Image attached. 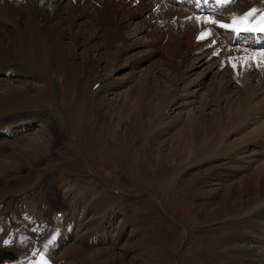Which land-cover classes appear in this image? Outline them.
<instances>
[{"label": "rangeland", "instance_id": "obj_1", "mask_svg": "<svg viewBox=\"0 0 264 264\" xmlns=\"http://www.w3.org/2000/svg\"><path fill=\"white\" fill-rule=\"evenodd\" d=\"M186 2L0 0V251L66 209L50 264H264V45L228 21L264 0Z\"/></svg>", "mask_w": 264, "mask_h": 264}, {"label": "crops", "instance_id": "obj_2", "mask_svg": "<svg viewBox=\"0 0 264 264\" xmlns=\"http://www.w3.org/2000/svg\"><path fill=\"white\" fill-rule=\"evenodd\" d=\"M66 174L69 176L68 182L66 183L67 185L70 186V190H69L70 192L68 193H72L73 195L79 194L87 199L89 196V191H93V190L100 188L99 186L93 185V182L91 185H89V178L83 179L82 177H79V176H74V178H72L71 177L72 174H69V173H66ZM67 236L68 234L62 235V237L59 239V243L61 245V253L63 252V255H65L64 252L70 247L69 245L72 244V243H69L71 240H70V237H67ZM41 240L42 238L36 239L30 244V247L26 248L25 250H22L21 253L32 252L35 249H39L41 247ZM64 245L66 246L64 247ZM51 246L52 245H49L48 248H51ZM47 252L50 253L49 250Z\"/></svg>", "mask_w": 264, "mask_h": 264}, {"label": "bare ground", "instance_id": "obj_3", "mask_svg": "<svg viewBox=\"0 0 264 264\" xmlns=\"http://www.w3.org/2000/svg\"><path fill=\"white\" fill-rule=\"evenodd\" d=\"M180 0H173V4H175L176 2H179ZM188 3H189V0H186ZM232 1H234V0H231L230 2H226L225 0H223L222 2H220L219 3V6H215L214 4H208V5H204V4H202L199 8H197L199 5H197V4H193L192 3V5L190 6L191 8H196V9H199V10H207V9H217V11L219 10V9H222V8H224L225 6H227L229 3H231ZM186 2V3H187ZM213 2H217V1H213ZM167 3V2H166ZM218 3V2H217ZM172 4V3H171ZM190 5V4H189ZM185 8V7H184ZM187 8V7H186ZM57 9V8H56ZM55 9V10H56ZM252 9V7L251 8H249V9H245L246 11H247V13L250 11ZM54 10V11H55ZM260 10V9H259ZM215 13V12H214ZM53 14H55V13H52V15ZM257 13H254L253 14V16L252 17H249L248 18V23L247 22H244V23H242L241 22V25L240 26H237V25H239V24H237L236 26L237 27H235L233 30V34L236 32V30H239L240 32V34L241 35H243V34H249V35H252L253 36V38L251 39V40H249V43H251V44H255V45H264V42H261L260 43V41H261V39H264V36L263 37H261V34L262 33H259V32H256V27H258V25L257 26H254V22H252L251 21V18H253L255 15H256ZM202 16H205V15H202ZM223 22V21H222ZM221 25H226V24H224V23H222V24H220V25H218L219 27H223V26H221ZM216 26V25H215ZM231 26V25H230ZM233 26V25H232ZM231 28V27H230ZM250 28H251V31H250ZM232 35V34H231ZM230 35V36H231ZM232 37V36H231ZM260 37V38H259ZM233 39V38H232ZM244 43V42H243ZM2 264H4V262H2Z\"/></svg>", "mask_w": 264, "mask_h": 264}, {"label": "snow or ice", "instance_id": "obj_4", "mask_svg": "<svg viewBox=\"0 0 264 264\" xmlns=\"http://www.w3.org/2000/svg\"><path fill=\"white\" fill-rule=\"evenodd\" d=\"M257 12V9H251L248 13H246L243 17L240 18H234V23L239 20V21H244L247 20L249 17H252L254 13ZM261 20H264V15L261 16ZM208 22L210 23H216V21H211L209 20ZM223 27H230V25H221ZM261 31H264V28L261 29ZM210 33H202L201 36L199 37L200 39H205ZM235 67V65H233ZM5 243H8L5 241Z\"/></svg>", "mask_w": 264, "mask_h": 264}, {"label": "water", "instance_id": "obj_5", "mask_svg": "<svg viewBox=\"0 0 264 264\" xmlns=\"http://www.w3.org/2000/svg\"><path fill=\"white\" fill-rule=\"evenodd\" d=\"M14 256V253L12 251H2V253L0 254V260L3 258V257H13Z\"/></svg>", "mask_w": 264, "mask_h": 264}]
</instances>
